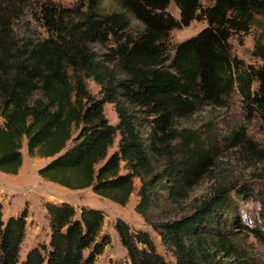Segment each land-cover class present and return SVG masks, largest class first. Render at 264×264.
<instances>
[{
	"label": "trees",
	"instance_id": "1",
	"mask_svg": "<svg viewBox=\"0 0 264 264\" xmlns=\"http://www.w3.org/2000/svg\"><path fill=\"white\" fill-rule=\"evenodd\" d=\"M116 1L119 10L101 11L102 0H0V171L19 173L26 140L31 156L49 159L40 176L69 189L92 187L126 205L140 178L137 211L147 217L162 195L187 197L212 166L203 137L179 130L180 120L238 94L246 115L264 127V45L257 41L254 54L263 63L254 65L234 56L231 42L264 17V0ZM195 20L207 25L172 43L171 31ZM106 104L118 122L109 120ZM246 133L235 129L229 137L254 148ZM247 194L249 186L213 184L195 211L155 227L174 249L175 264H213L208 248L229 252L237 231L264 243V208L258 224L241 221L237 201ZM45 207L50 239L21 259L27 215L4 220L0 201V264H101L111 243L102 233L104 211L69 201ZM115 228L130 264H169L148 232L122 218Z\"/></svg>",
	"mask_w": 264,
	"mask_h": 264
},
{
	"label": "rangeland",
	"instance_id": "2",
	"mask_svg": "<svg viewBox=\"0 0 264 264\" xmlns=\"http://www.w3.org/2000/svg\"><path fill=\"white\" fill-rule=\"evenodd\" d=\"M75 0H63L72 4ZM211 0H205L207 4ZM116 0H102L101 11L119 10ZM169 9L176 18H179V9L171 3ZM207 25L204 20H195L189 26H181L171 31L172 43H177L198 33ZM133 27L140 28L137 21ZM41 32L45 31L40 29ZM264 45V17L257 16L250 33L235 35L231 42L233 55L242 58L248 64L259 65L263 61L255 56L254 50L257 41ZM99 50L101 48L98 46ZM90 90L98 94L99 86L88 79ZM106 114L113 123L118 122V115L112 104H106ZM187 129L203 137L204 145L210 149L212 166L205 174L204 179L180 201H172L167 194L162 195L158 205L152 206L147 217L137 211L140 197L138 191L142 184L140 178L135 179V190L126 205L117 204L95 193L92 187L85 189H69L55 182L47 181L39 174L48 158L28 153L27 142L23 144V165L18 174H8L0 171V201L3 204V218L7 220L12 215L25 212L26 236L21 246V259L27 252L36 246L48 243L50 226L45 202L69 201L78 209L82 206L100 208L105 213L103 234H109L111 243L97 258L101 264H130L127 250L123 246L115 228L117 218H122L130 227L148 232L152 237L158 252L169 264L176 263L174 249L163 243L159 231L162 223L173 221L195 211L199 200L207 197L213 184H226L229 187L241 185L249 186L252 194H247L238 202L241 221L246 224L259 223L260 210L264 208V127L258 117L250 119L238 94L223 107L202 104L196 112L179 121V130ZM235 129H247L246 139L254 144V148L246 145H235L230 134ZM179 143V140L178 142ZM118 143L110 149L116 150ZM235 230H239L235 228ZM231 243V250L225 251L219 244L208 248L213 264H264V243L254 238L249 232H236Z\"/></svg>",
	"mask_w": 264,
	"mask_h": 264
}]
</instances>
